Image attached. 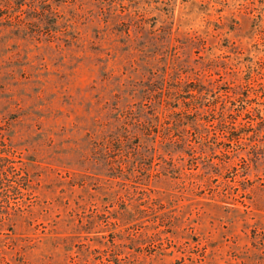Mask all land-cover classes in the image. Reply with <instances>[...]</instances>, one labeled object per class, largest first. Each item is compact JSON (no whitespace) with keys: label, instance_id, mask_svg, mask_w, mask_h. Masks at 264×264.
I'll return each instance as SVG.
<instances>
[{"label":"rangeland","instance_id":"374dc122","mask_svg":"<svg viewBox=\"0 0 264 264\" xmlns=\"http://www.w3.org/2000/svg\"><path fill=\"white\" fill-rule=\"evenodd\" d=\"M0 155V264H264V0H0Z\"/></svg>","mask_w":264,"mask_h":264},{"label":"trees","instance_id":"16d2710c","mask_svg":"<svg viewBox=\"0 0 264 264\" xmlns=\"http://www.w3.org/2000/svg\"><path fill=\"white\" fill-rule=\"evenodd\" d=\"M17 174H19L18 170L11 164L10 159L0 155V198L6 197L8 192L20 191L21 182L12 179ZM14 182L15 184H13ZM0 220H2V216H0Z\"/></svg>","mask_w":264,"mask_h":264}]
</instances>
